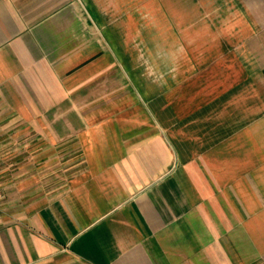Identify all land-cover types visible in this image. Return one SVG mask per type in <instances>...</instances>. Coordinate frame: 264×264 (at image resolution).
Masks as SVG:
<instances>
[{"label": "crops", "instance_id": "obj_1", "mask_svg": "<svg viewBox=\"0 0 264 264\" xmlns=\"http://www.w3.org/2000/svg\"><path fill=\"white\" fill-rule=\"evenodd\" d=\"M107 36L179 73L137 97ZM0 129V264H264V0H0Z\"/></svg>", "mask_w": 264, "mask_h": 264}, {"label": "rangeland", "instance_id": "obj_2", "mask_svg": "<svg viewBox=\"0 0 264 264\" xmlns=\"http://www.w3.org/2000/svg\"><path fill=\"white\" fill-rule=\"evenodd\" d=\"M107 41L109 45L110 55H112L114 63L118 68L124 73L128 85L131 86L137 97H149L152 95H157L164 91L165 82L169 83L168 78L173 74L179 73L176 70H166L161 68L164 63L159 62V58L163 56L162 54L152 55L149 53L150 44L149 38H130L125 39L127 45L132 46L135 49H141L140 53L136 54H121L118 50L117 42L112 41L110 37L107 36ZM152 45V44H151ZM154 46V44L152 45ZM130 67L129 68L128 64ZM175 85L173 86V88ZM10 140V135L0 129V206L8 207L10 204L19 203L22 198L20 196L10 195L11 186L13 190L19 189L20 183L10 182L11 173H14L17 170H14L17 167L16 163L10 165V159L13 157H21V151L16 150L12 151L6 149L4 144ZM46 151L45 153H48ZM36 151H29V157L32 158L36 155ZM76 153H81V151H74L69 149H64L60 152V164L53 168V163L49 162L45 166L37 167L35 164L30 162V172H36L37 168L44 169V173L40 175L41 180L43 179H52V170L57 169L58 176L55 179H58V186H63L68 181L70 175L81 168V166H74L70 162V159L73 158ZM49 179V180H50ZM24 198V197H23Z\"/></svg>", "mask_w": 264, "mask_h": 264}]
</instances>
